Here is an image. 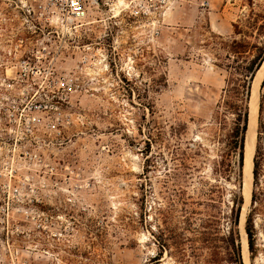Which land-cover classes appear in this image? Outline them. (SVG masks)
<instances>
[{
  "label": "rangeland",
  "instance_id": "obj_1",
  "mask_svg": "<svg viewBox=\"0 0 264 264\" xmlns=\"http://www.w3.org/2000/svg\"><path fill=\"white\" fill-rule=\"evenodd\" d=\"M231 1L242 31L263 24L237 40L264 43V0ZM17 3L0 0V264H219L233 200L245 231L252 202L243 168L219 172L235 121V28L209 22L222 0H86L63 32ZM255 226L264 264V210Z\"/></svg>",
  "mask_w": 264,
  "mask_h": 264
},
{
  "label": "trees",
  "instance_id": "obj_2",
  "mask_svg": "<svg viewBox=\"0 0 264 264\" xmlns=\"http://www.w3.org/2000/svg\"><path fill=\"white\" fill-rule=\"evenodd\" d=\"M254 21L248 30L242 31L239 23H233L235 34L233 48H231L228 58L234 56L233 64H228L229 79L220 107H225L235 115L234 126L229 133V153L227 157L221 160L219 172L231 177L233 174H239L244 166L246 133L249 125L248 100L251 97L252 84L256 72L264 61V43H243L237 40L238 35L254 36L256 26ZM248 46V47H247ZM231 54V55H230ZM245 55H247L245 57ZM242 58L248 59L245 62ZM243 198L236 196L233 200L231 217L229 218L231 226L228 235H222L224 249L227 252L226 258H223L219 264H244L241 254V245L239 236L235 234L234 227L239 223L240 212L242 209ZM264 210V80L261 84L259 119H258V140L255 156L253 159V191L251 210L246 220V232L248 236L249 250L254 255L256 248L257 229L255 226V216ZM164 246V245H163Z\"/></svg>",
  "mask_w": 264,
  "mask_h": 264
},
{
  "label": "built area",
  "instance_id": "obj_3",
  "mask_svg": "<svg viewBox=\"0 0 264 264\" xmlns=\"http://www.w3.org/2000/svg\"><path fill=\"white\" fill-rule=\"evenodd\" d=\"M19 1L17 7L25 21L42 31L44 29V25L41 26L42 20L46 23L56 21L58 30H54L55 32L77 30L87 14L86 0ZM93 1L97 2V0Z\"/></svg>",
  "mask_w": 264,
  "mask_h": 264
},
{
  "label": "bare ground",
  "instance_id": "obj_4",
  "mask_svg": "<svg viewBox=\"0 0 264 264\" xmlns=\"http://www.w3.org/2000/svg\"><path fill=\"white\" fill-rule=\"evenodd\" d=\"M122 5V4H121ZM264 78V67L257 71L255 78L252 84L251 90V98H250V108H249V125L246 133V142H245V157H244V165L243 170H245V182H246V190H245V200L247 204H249L251 199V183L253 179V157L256 149V127L258 121V113H259V92L258 88L260 86L261 81ZM244 206V205H243ZM245 215L246 208L243 207L240 217V226H241V245L242 252L244 257L245 264H250L248 259V238L244 228L245 224Z\"/></svg>",
  "mask_w": 264,
  "mask_h": 264
},
{
  "label": "crops",
  "instance_id": "obj_5",
  "mask_svg": "<svg viewBox=\"0 0 264 264\" xmlns=\"http://www.w3.org/2000/svg\"><path fill=\"white\" fill-rule=\"evenodd\" d=\"M234 3L231 5L222 0L221 6L218 11L209 12V22L212 31L220 34H231L233 32V23L235 15L230 8H233Z\"/></svg>",
  "mask_w": 264,
  "mask_h": 264
},
{
  "label": "water",
  "instance_id": "obj_6",
  "mask_svg": "<svg viewBox=\"0 0 264 264\" xmlns=\"http://www.w3.org/2000/svg\"><path fill=\"white\" fill-rule=\"evenodd\" d=\"M264 67V61L262 62V64H261V66L259 67V69L258 70H260V69H262ZM255 78V77H254ZM245 163V162H244ZM245 166V165H244ZM244 171V175H245V170H243ZM246 176V175H245Z\"/></svg>",
  "mask_w": 264,
  "mask_h": 264
}]
</instances>
